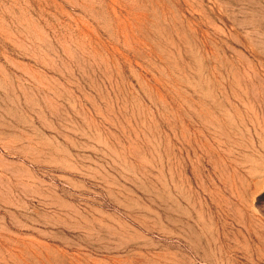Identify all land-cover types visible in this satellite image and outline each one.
<instances>
[{"label": "rangeland", "instance_id": "374dc122", "mask_svg": "<svg viewBox=\"0 0 264 264\" xmlns=\"http://www.w3.org/2000/svg\"><path fill=\"white\" fill-rule=\"evenodd\" d=\"M0 264H264V0H0Z\"/></svg>", "mask_w": 264, "mask_h": 264}]
</instances>
